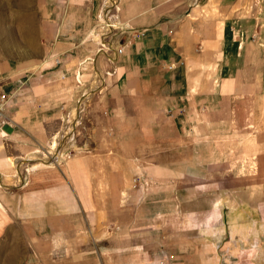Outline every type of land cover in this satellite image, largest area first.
I'll return each instance as SVG.
<instances>
[{"label": "crops", "instance_id": "obj_1", "mask_svg": "<svg viewBox=\"0 0 264 264\" xmlns=\"http://www.w3.org/2000/svg\"><path fill=\"white\" fill-rule=\"evenodd\" d=\"M211 7L226 12L229 2L111 0L104 19L115 24L107 30L104 42L99 33L97 38L90 36L95 24L85 14L81 0H48L44 4L40 57L31 61V67L37 66L31 71V106L24 116H12L25 131L31 130V139L17 153H12V147L9 153H0V171L15 170L7 162L8 154L25 160L18 168L22 173L12 189L11 203L12 219L29 236L31 254L21 264L92 263L86 256L80 263L68 253L80 247L84 255L89 250L99 252L96 244L101 227L121 226L130 204L146 199L149 188L163 184L161 171L170 168L181 173L196 163H212L211 157L200 158L195 144L206 141L211 145L217 132L228 138L237 131L236 112L244 102L247 81L246 66L241 62L244 52L237 50V41L229 46L231 21L190 18V13ZM187 10L190 12L185 14ZM101 17L102 8L97 15ZM130 27L142 29L143 36L130 37L124 30ZM116 29L119 35H115ZM118 47L122 50L117 54ZM108 57L111 64L105 61ZM92 64L114 71L104 92L85 101L79 120L86 106L89 136L95 138L102 129L103 137L123 138L124 146L91 147L69 157L63 156L62 149L61 158L55 161H37H43L37 157L40 153H50L43 146L54 140V147L64 133L61 118L72 108L78 90L75 71L90 69ZM262 103L244 116L257 130H264L258 119L260 107L264 116ZM77 124L65 144L76 137ZM166 124L174 126L171 134L162 130ZM117 129L123 134H116ZM165 139L169 140L166 147ZM227 146H221L220 154ZM210 148L208 155L214 151ZM108 151L135 156V160L129 157L127 164L113 169L98 162L106 160ZM165 152L178 157L163 161L160 157ZM73 162L74 177L69 168Z\"/></svg>", "mask_w": 264, "mask_h": 264}, {"label": "rangeland", "instance_id": "obj_2", "mask_svg": "<svg viewBox=\"0 0 264 264\" xmlns=\"http://www.w3.org/2000/svg\"><path fill=\"white\" fill-rule=\"evenodd\" d=\"M47 1L0 0V102L1 119L5 122L0 124V153H9L11 147L12 153H17L18 147L25 146V142L31 139V130L25 131L12 116H24L28 105L31 106V71L37 68L31 67V61L40 57L42 20ZM109 1L81 0L85 3V14L90 17L92 25L95 24L90 36L96 35L97 38L98 31L106 32L98 25L97 15ZM197 1L202 5L206 0ZM228 2L226 12L216 7L200 8L190 13V18H224L232 22V28L228 30L229 46L237 41V50L244 52L241 62L246 66L244 77L247 79L244 102L236 112L237 131L228 138L217 132L211 145L198 141L195 145L200 150V158L211 157L212 163H196L181 173L170 168L161 171L163 184L149 188L145 192L146 199L130 204L123 214L125 220L121 226L101 227L96 244L99 252L89 250L84 255L85 250L80 247L69 251L73 260L78 258L81 263L86 256V259H93L89 264H264V130H257L244 118L248 109L262 105L264 101V0ZM130 28L133 33L136 31V28ZM114 32L119 35L120 30ZM129 36L132 37L131 33ZM98 38H102L100 33ZM103 71L92 64L90 69L83 71L84 78H87L84 84H91L93 73L99 75ZM258 87L260 91H257ZM104 90L102 86L89 99L96 98ZM87 109L85 106L72 142L56 141L54 147L51 146L54 140L46 143L43 148L50 153L47 158L40 153L37 157L43 161H37H55L61 158L62 149L67 147L79 153L87 152L91 147L124 146L123 138H105L102 129L92 139L85 131L88 128L84 119ZM261 110L262 107L258 119L263 129ZM174 129L173 124H166L162 130L171 134ZM116 134H123V131L117 129ZM226 143L225 152L220 154L221 146ZM164 145H169V140L165 139ZM208 148L214 150L211 155L206 153ZM107 153L106 160L98 162L113 169L119 164H127L129 157L135 160V156ZM55 155L56 158L52 159ZM7 157L8 164L15 170L0 171V264H21L31 254L29 236L22 234L19 222L12 219L11 203L14 198L12 189L22 173L18 168L25 160L12 154ZM173 157L178 156L165 152L160 158L167 162ZM69 168L74 177L75 162L69 163ZM113 173L117 177V173ZM56 246L59 247L58 243Z\"/></svg>", "mask_w": 264, "mask_h": 264}, {"label": "built area", "instance_id": "obj_3", "mask_svg": "<svg viewBox=\"0 0 264 264\" xmlns=\"http://www.w3.org/2000/svg\"><path fill=\"white\" fill-rule=\"evenodd\" d=\"M111 3V2H110ZM110 3L108 5L104 6V9L102 11V20H100V28H103V31L106 32H99L101 34L102 39H107V37L109 36V34L107 33V28H106V24L105 23V19L104 17L106 16L105 10L107 8H109ZM125 32L127 33H131V36H143V31L140 30H136L134 33L131 31V28H125L124 29ZM122 48L118 47L116 49V53H121ZM105 61L107 62V64H111V59L108 57L105 59ZM83 70H76L74 73V80H75V86L78 87L77 93H76V98L73 101V105L72 108L67 111L65 113V115L61 118L63 126L65 127V129L63 130L64 133L63 134H59L60 136V141L61 143H66L68 140H70V135L73 132L74 126L77 124V121L79 120V115L82 109L83 104L85 103V101L89 98V96L91 94H93L94 92H97L100 90V88L102 86H104L106 84V82H108L110 79V76L113 74V69L110 70H105L102 72V74L98 73H93L92 77L90 78V82L91 84L85 85L84 84V73L82 72ZM109 77V78H108ZM92 85V86H91ZM2 111V104L0 102V119H1V113ZM1 123H5L4 120L1 119L0 124ZM52 143V142H51ZM73 148L72 147H67L64 151H63V156L65 157H69L73 154Z\"/></svg>", "mask_w": 264, "mask_h": 264}, {"label": "bare ground", "instance_id": "obj_4", "mask_svg": "<svg viewBox=\"0 0 264 264\" xmlns=\"http://www.w3.org/2000/svg\"><path fill=\"white\" fill-rule=\"evenodd\" d=\"M100 20H102V17L100 18ZM115 23H113V22H108V24H106L107 26H106V28H107V30H109L110 28H111V25H114Z\"/></svg>", "mask_w": 264, "mask_h": 264}]
</instances>
